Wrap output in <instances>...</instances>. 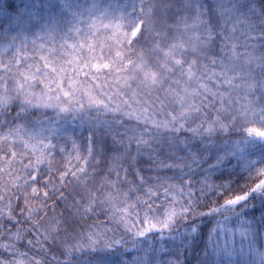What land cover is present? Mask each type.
<instances>
[{"label": "snow or ice", "instance_id": "6c2138e0", "mask_svg": "<svg viewBox=\"0 0 264 264\" xmlns=\"http://www.w3.org/2000/svg\"><path fill=\"white\" fill-rule=\"evenodd\" d=\"M85 27L73 29L71 59L51 32L31 56L28 42L0 46V125L20 101L87 115L111 138L58 146L43 128L0 129V264H74L83 250L136 249L149 236L125 264H182L164 251L176 234L207 237L222 257L237 233L259 239L264 205L251 219L235 207L264 199V166L236 189L233 173H213L243 151L235 130L264 141V0H137ZM224 137L232 147L211 152Z\"/></svg>", "mask_w": 264, "mask_h": 264}, {"label": "trees", "instance_id": "16d2710c", "mask_svg": "<svg viewBox=\"0 0 264 264\" xmlns=\"http://www.w3.org/2000/svg\"><path fill=\"white\" fill-rule=\"evenodd\" d=\"M136 2L137 0H0V46L8 45L13 41L16 43L28 42V51L31 56L36 50H39L41 43L46 47H51L46 40L38 39L46 32H51L58 39L56 46L59 48L60 54L71 59L72 57L67 55L72 52L71 45L80 39L73 34L74 28H83L90 19L96 17L111 19L121 14H131ZM85 31H87L86 27ZM61 38H67L66 46L63 48H60V45L65 42L59 40ZM34 39L37 40L35 48L31 43ZM40 54L47 55L48 53L41 51ZM10 55L11 52L8 53V56ZM8 56L4 57L5 61ZM0 74L3 73L0 72ZM22 107L20 101H14L10 105L9 111L3 114L4 123L0 125V129L21 123L31 132H38L43 128L44 134L58 146L65 144L70 146L74 140L82 147H86L90 139L98 143L106 140L108 144H111V138L104 137L103 133L93 126L87 115L75 116L58 113L55 109L29 108L21 111ZM233 135L237 138L244 137L243 142L257 145L254 157L244 161V159L235 156L231 159L230 164L225 162L226 167L218 166V169L213 173L214 178L219 177L221 171L233 173L230 185L236 189L254 178L257 167L264 166V164L257 163L264 160V141L256 137H247L243 129L235 130ZM232 142L234 141L226 137L219 138L213 146H210V151H224L227 149L226 146ZM194 143H199L201 148H204L200 141ZM205 160L209 164L213 163L207 152H205ZM262 205H264V199L259 193H253L247 202L236 206L235 211L243 212L248 219H251L252 210L260 208ZM61 207H63L62 204ZM256 217H260L259 212L256 213ZM205 223H207V228H211L214 221ZM205 223H202L201 227H204ZM258 231L259 239H256L254 235L242 237L238 233L234 237H229L232 254L228 257L218 255L215 251V242L207 237L203 241L194 240L191 237L185 241L181 234H176L174 238L168 239L164 251L179 255L182 264H264V257L259 255L260 250L264 249V227H260ZM220 239L223 241V236ZM154 244L155 239L149 236L136 249L122 247L118 251L107 254L83 250L75 253L72 259L74 264H97L99 258H103L106 264H125L136 256L137 251L152 247ZM21 248L23 249V245Z\"/></svg>", "mask_w": 264, "mask_h": 264}, {"label": "rangeland", "instance_id": "374dc122", "mask_svg": "<svg viewBox=\"0 0 264 264\" xmlns=\"http://www.w3.org/2000/svg\"><path fill=\"white\" fill-rule=\"evenodd\" d=\"M235 142H232V144ZM232 144L226 146L227 149H230L232 147ZM256 144H248L247 142H243L239 145V148H242L243 151L237 150L236 157L244 159V161H247L249 158H252L256 154Z\"/></svg>", "mask_w": 264, "mask_h": 264}]
</instances>
